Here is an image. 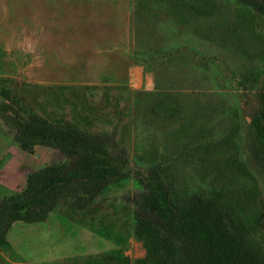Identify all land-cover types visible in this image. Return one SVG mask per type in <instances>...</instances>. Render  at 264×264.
Instances as JSON below:
<instances>
[{"label":"rangeland","instance_id":"374dc122","mask_svg":"<svg viewBox=\"0 0 264 264\" xmlns=\"http://www.w3.org/2000/svg\"><path fill=\"white\" fill-rule=\"evenodd\" d=\"M3 89L29 114L124 147L131 176L85 211L14 223L0 264H153L160 246L131 199L159 156L180 187L219 194L264 255L263 14L238 0H0ZM14 133L0 117V201L65 161L22 151Z\"/></svg>","mask_w":264,"mask_h":264},{"label":"trees","instance_id":"16d2710c","mask_svg":"<svg viewBox=\"0 0 264 264\" xmlns=\"http://www.w3.org/2000/svg\"><path fill=\"white\" fill-rule=\"evenodd\" d=\"M238 1L264 15V0ZM0 96V117L15 132L22 151L47 146L65 157L63 163L28 174L22 191L0 201V247L9 248L7 236L14 223H42L60 204H67L70 211H85L107 187L131 176L124 171L128 157L124 147L109 150L102 136L29 114L15 89H3ZM254 126L264 156V105ZM134 177L141 186L131 199L136 227L160 246L153 264H264V255L248 245L219 194L180 187L161 156L147 173L136 172ZM261 216L264 219V200Z\"/></svg>","mask_w":264,"mask_h":264},{"label":"crops","instance_id":"0c3cea01","mask_svg":"<svg viewBox=\"0 0 264 264\" xmlns=\"http://www.w3.org/2000/svg\"><path fill=\"white\" fill-rule=\"evenodd\" d=\"M45 222V221H44Z\"/></svg>","mask_w":264,"mask_h":264}]
</instances>
